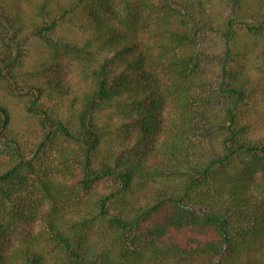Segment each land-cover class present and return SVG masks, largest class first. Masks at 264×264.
Here are the masks:
<instances>
[{"label": "trees", "instance_id": "trees-1", "mask_svg": "<svg viewBox=\"0 0 264 264\" xmlns=\"http://www.w3.org/2000/svg\"><path fill=\"white\" fill-rule=\"evenodd\" d=\"M118 1L0 0V264H264V135L238 67L264 0ZM70 22L83 38L57 35Z\"/></svg>", "mask_w": 264, "mask_h": 264}, {"label": "rangeland", "instance_id": "rangeland-1", "mask_svg": "<svg viewBox=\"0 0 264 264\" xmlns=\"http://www.w3.org/2000/svg\"><path fill=\"white\" fill-rule=\"evenodd\" d=\"M192 2H197V0H191ZM217 1V0H213ZM246 1L247 5L250 7V9H255L258 6L259 0H244ZM226 2L219 0V5H217L216 10L217 13L222 12L224 10V13L226 16L234 17L233 11H235L236 7L233 4L229 6L228 8L224 9V5ZM224 4V5H223ZM118 9L123 10L122 12H125V5L126 2L123 0V4H121V1L119 0L117 2ZM235 9V10H234ZM127 11V10H126ZM147 13H145V18L147 17ZM121 26V24H120ZM70 35L78 34L83 38L84 35V28H81L78 24V22H70L69 23V31L68 27L66 25L60 26L57 30V35H62L65 33H68ZM241 34L244 36V31H241ZM66 35V34H65ZM147 37V36H146ZM245 38V43L242 42V56L241 59V65L238 67H244L245 70V78L249 83V86L251 88L252 92V100H251V107L250 112L248 115V119L253 124V128L255 131L256 136H263L264 135V35H259L252 38ZM147 38H145L146 40ZM203 47L209 51L210 53H213L214 51H220L222 52V42L220 38V34L216 31L209 32L208 37H206V41L203 44ZM37 55H35L36 57ZM32 63H36L35 60L32 59ZM63 67L59 68L61 75L64 77L66 82L70 83L72 86L71 93L76 92L78 90H82L85 88V79L82 73L83 67L82 64L71 58V57H64L63 61L61 62ZM208 64L212 66L213 60L209 61ZM210 66V67H211ZM57 72V67H56ZM58 70V71H59ZM54 72V73H56ZM59 74V73H57ZM51 105H57V99L56 100H50L49 101ZM170 106L168 105L166 107V120H169L170 118ZM38 223H35L33 226L31 225H23L19 228V231L14 234L13 241H18V238L21 236L22 232L25 233L29 229L37 230Z\"/></svg>", "mask_w": 264, "mask_h": 264}]
</instances>
